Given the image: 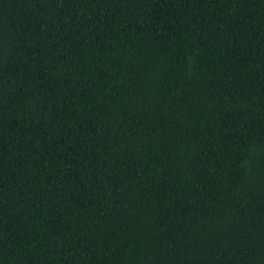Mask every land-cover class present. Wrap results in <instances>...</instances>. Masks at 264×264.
I'll use <instances>...</instances> for the list:
<instances>
[{
  "label": "trees",
  "instance_id": "1",
  "mask_svg": "<svg viewBox=\"0 0 264 264\" xmlns=\"http://www.w3.org/2000/svg\"><path fill=\"white\" fill-rule=\"evenodd\" d=\"M0 264H264V0H0Z\"/></svg>",
  "mask_w": 264,
  "mask_h": 264
}]
</instances>
